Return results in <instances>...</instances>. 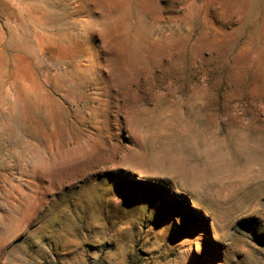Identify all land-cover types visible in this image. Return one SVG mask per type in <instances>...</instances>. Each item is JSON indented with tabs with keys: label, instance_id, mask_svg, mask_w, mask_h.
Listing matches in <instances>:
<instances>
[{
	"label": "rangeland",
	"instance_id": "374dc122",
	"mask_svg": "<svg viewBox=\"0 0 264 264\" xmlns=\"http://www.w3.org/2000/svg\"><path fill=\"white\" fill-rule=\"evenodd\" d=\"M0 264H264V0H0Z\"/></svg>",
	"mask_w": 264,
	"mask_h": 264
}]
</instances>
